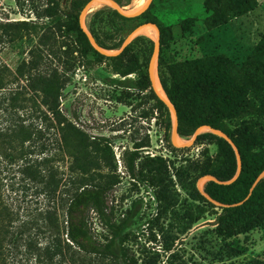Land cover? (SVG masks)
Returning <instances> with one entry per match:
<instances>
[{
	"label": "rangeland",
	"instance_id": "1",
	"mask_svg": "<svg viewBox=\"0 0 264 264\" xmlns=\"http://www.w3.org/2000/svg\"><path fill=\"white\" fill-rule=\"evenodd\" d=\"M141 1L124 0L122 8L134 10ZM256 2L250 13L213 29L206 25L209 14L204 0H154L149 11L167 30L163 57L168 63L217 55L232 61L234 75L249 85L250 93L247 112L228 122V127L248 125L264 137V83L257 82L250 64L264 34V0ZM70 8L71 0H0V24L25 22L29 27L13 43H8L9 38L0 30V67L10 76L3 92L7 104L12 105V96L27 85L25 81L14 83L12 75L24 61H34L39 70H56L65 79L61 111L89 137L93 146L90 151L94 164L87 174V184L113 186L106 196L105 213L113 215L117 223L125 222L129 239L126 245L135 264H264V226L247 235L222 238L216 233L214 215L219 209H211L198 200L200 167L216 157L217 146L201 141L188 150L176 147L172 132L167 137L162 115L150 91L138 90V75L122 77L113 71L111 61L93 55L81 59L76 52V35L67 26ZM103 8L87 16L88 27L93 20L102 21L104 14L96 18L94 15ZM187 18L195 19L190 32H184L181 26ZM145 21L137 20L132 27L136 29ZM97 25L113 37L112 43L126 39L134 30L116 36L107 23ZM142 36L146 42L134 50L149 66L152 53L147 52L148 38ZM259 84L261 88L257 87ZM0 102L5 100L2 98ZM15 105L24 108L10 111L8 116L15 112L10 120L14 117L26 128L38 147L50 143L49 150L41 157H49L48 169L59 168L67 174L73 164L72 158L63 159L58 151L55 141L61 132L56 127L48 128L35 113L32 102L19 99ZM8 116L0 113V122L7 124ZM140 143L147 146L140 149L133 176L127 170L126 160L135 144ZM95 147H98L96 152ZM11 154L7 145L0 146V195L6 204L4 209L0 201V211L16 215L18 225L23 219L33 220L51 211L52 215H60L63 227L66 205L74 188L68 185L56 199L47 198L35 184L22 181L18 173L21 162L10 164ZM87 215L96 237L108 235L93 210Z\"/></svg>",
	"mask_w": 264,
	"mask_h": 264
},
{
	"label": "trees",
	"instance_id": "2",
	"mask_svg": "<svg viewBox=\"0 0 264 264\" xmlns=\"http://www.w3.org/2000/svg\"><path fill=\"white\" fill-rule=\"evenodd\" d=\"M116 1L121 7L125 6L124 0ZM87 3L86 0H71L67 26L76 35V52L83 60L93 55L100 60L111 61L113 71L122 77L138 75V90L150 91L155 107L162 115L167 137H170L172 120L169 111L152 90L147 61H142L140 54L134 50L135 46L146 42L145 37L136 38L119 56L101 55L91 46L79 25V15ZM256 5V0H204V8L209 14L206 25L210 29L225 25L232 19L250 13ZM149 10L138 18L129 19L121 16L116 10L104 7L95 13L94 17L104 14L100 22L110 25L116 36L131 32L135 28L132 24L140 19L159 27L161 54L158 73L165 93L177 109L180 137L190 140L199 127L209 125L229 135L241 153L242 171L237 181L231 185L210 181L204 186L206 194L223 204L242 203L230 208H218L214 213L217 235L232 239L262 228L264 178L253 191L251 190L257 178L264 172V137L248 125L234 129L228 127V122L242 117L247 112L249 85L239 81L233 73L232 61L222 55L168 63L163 57L167 30L152 17ZM100 22L93 20L88 27L98 44L107 50L120 49L125 39L112 43L113 37L97 25ZM194 22V18L185 19L181 23L183 31L190 32ZM0 30L3 36L9 38L8 43H13L21 37L22 32L28 31L29 27L25 22L17 25L0 24ZM147 45V52L153 53L154 42L148 38ZM250 64L257 74V82L264 83V34L254 50ZM7 72L5 68L0 67V99L5 100V103L0 102L5 105L3 108L0 105V113L7 117L10 111L24 108V105H15L19 99H22V102H32L35 113L39 114V118L48 128L56 127L61 132V137L55 141L58 151L63 159L67 156L72 158L73 166L68 168L67 174L59 168L48 169L49 157L42 158L41 154H45L51 144L38 147L26 128L18 124L14 117L10 120L9 117L15 112L8 116L7 124L0 122V146L7 145L12 151L8 157L10 164L21 162L18 173L22 175V181L28 185L35 184L40 193L49 199L59 197L63 187L68 185H71L74 191L69 195L63 227L60 215H52L51 211L33 220L23 219L20 225L15 221L16 215H6V212L0 211V264H135L126 245L129 239L125 232V222L117 223L113 215L105 213L106 196L113 186L87 184V174L94 164L90 151L93 146L89 137L73 126L61 111L60 99L65 88V79L56 70H39L34 61H24L12 75L14 83L25 81L27 85L12 96L11 105L7 104L6 94L3 93L7 88ZM9 74L11 75V72ZM257 87L261 88V84ZM201 141L216 145L218 152L214 159L209 158L202 164L200 177L210 175L220 181L231 180L237 172V161L229 143L210 132L201 134L196 144ZM146 146L144 143L135 144L134 150L129 153L126 167L133 176L136 172V162L140 159V149ZM97 150L98 147H95L94 151ZM7 171L9 175L10 170ZM140 173L143 174V170ZM196 194L198 200L211 209L217 208L198 189ZM0 201L6 209L1 195ZM89 210L97 214L96 218L107 230L108 235L96 237L87 215Z\"/></svg>",
	"mask_w": 264,
	"mask_h": 264
},
{
	"label": "water",
	"instance_id": "3",
	"mask_svg": "<svg viewBox=\"0 0 264 264\" xmlns=\"http://www.w3.org/2000/svg\"><path fill=\"white\" fill-rule=\"evenodd\" d=\"M95 1L97 0H90L82 9L80 15H79V25L81 30L85 33V35L87 36L91 46L101 55L105 56V57H116L119 56L120 54H122L126 48L131 45L133 43V41L142 36L141 35V30L146 27V26H152L154 27L157 32H158V38L156 41H154V49H153V53L149 62V66H148V75H149V79L152 85V90L154 91L155 95L165 104V106L167 107L169 114L171 116V120H172V140L173 143L176 147L182 149V148H188L191 147L192 145H194V143L197 141V138L203 134V133H207L210 132L222 139H224L225 141H227L229 143V145L232 147L234 153H235V157H236V161H237V172L235 174V176L229 180V181H220L217 178L210 176V175H206L203 176L197 183V189L201 192V194L210 202L212 203L214 206H216L217 208H230L233 206H238L241 205L240 204H236V205H228V204H223L215 199H213L210 195L206 194L204 191V186L207 182L210 181H214L217 184L220 185H231L232 183H234L235 181H237V179L239 178L241 171H242V158H241V153L238 149V147L236 146L235 142L231 139V137L229 135H227L225 132H223L222 130L213 128L212 126L209 125H205V126H201L199 127L196 132L194 133L193 137L190 140H186L187 143H181L182 138L179 135V117H178V112L177 109L175 107V105L170 101V99L168 98L167 94L164 92V94L159 90L158 86H157V82H156V77L158 75L159 78V73H158V66H159V61H160V54H161V42H160V30L159 27L154 24V23H146L143 24L139 27H137L136 29H134L124 40L122 46L120 49L118 50H107L105 48H103L102 46H100L98 44V42L96 41L94 35L92 34V32L89 30L87 23H86V19L87 16L92 12V7L93 4L95 3ZM105 1L106 5L104 7H109L113 10H116L121 16L125 17V18H129V19H134V18H138L140 16H142L144 13H146L154 0H147L143 5L137 7L134 10L131 11H126L124 10L118 3L116 0H103ZM160 81V78H159ZM161 83V82H160ZM162 86V84H161ZM264 178V172L257 178V180L255 181L252 190L258 185V183Z\"/></svg>",
	"mask_w": 264,
	"mask_h": 264
},
{
	"label": "bare ground",
	"instance_id": "4",
	"mask_svg": "<svg viewBox=\"0 0 264 264\" xmlns=\"http://www.w3.org/2000/svg\"><path fill=\"white\" fill-rule=\"evenodd\" d=\"M146 1L147 0H142L140 2V6L143 5ZM105 5H106L105 1H103V0H97L93 4L92 11H94L97 8L104 7ZM141 35L146 36L147 38L151 39L152 41H156L157 38H158V32L152 26H146V27H144L141 30ZM156 82H157V86H158L159 90L164 94L165 91H164L163 87L161 86V83L159 81L158 75L156 77ZM181 143H187V142L184 141V140H181Z\"/></svg>",
	"mask_w": 264,
	"mask_h": 264
}]
</instances>
